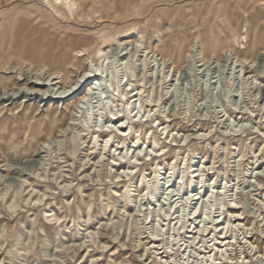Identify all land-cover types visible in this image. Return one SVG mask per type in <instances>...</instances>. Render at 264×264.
<instances>
[{
  "label": "rangeland",
  "instance_id": "1",
  "mask_svg": "<svg viewBox=\"0 0 264 264\" xmlns=\"http://www.w3.org/2000/svg\"><path fill=\"white\" fill-rule=\"evenodd\" d=\"M75 3L73 12L58 7L61 15L55 16L43 0H0V68L10 63L0 77L16 78L22 64L39 67L27 55L38 37L54 45L51 68L72 77L86 69L87 57L75 54L71 65L60 63L70 48L89 47L97 59L102 49L123 41L139 45L113 46L110 71L126 84L125 61L130 62L145 86L129 106L126 99L113 101V89L94 92L74 122L73 101L0 89V264H264L256 249L264 254V0ZM35 29L46 36L33 35ZM197 39L205 57L222 59L219 65L212 60L204 67L195 49L185 67ZM156 47L160 57L183 68L181 74L147 53ZM227 50L233 55L224 56ZM235 57L254 65L246 70ZM33 74L24 69L23 79L34 81ZM147 105L155 107L150 115ZM117 117L129 126L126 136L121 124L116 127ZM102 127L116 132L104 151L103 138L93 145L92 137ZM130 129L132 137H141L134 148ZM171 130L189 136L183 142L180 136L167 139ZM50 135L60 139L38 152ZM127 163L136 171L120 177ZM157 165L165 170H159L154 196L143 191L153 187ZM206 194L215 198L204 222ZM187 198L194 200L185 203ZM228 204L246 228L235 227L234 219L229 223ZM224 226H230L228 233L220 234ZM226 235L231 244L211 259L206 253L216 237Z\"/></svg>",
  "mask_w": 264,
  "mask_h": 264
},
{
  "label": "bare ground",
  "instance_id": "2",
  "mask_svg": "<svg viewBox=\"0 0 264 264\" xmlns=\"http://www.w3.org/2000/svg\"><path fill=\"white\" fill-rule=\"evenodd\" d=\"M43 1L48 6V8L54 13L55 16H60L61 15L59 10H57L58 7L67 10L68 13H69V12H73L74 8L76 6L75 0H43ZM66 16L67 15H65V17ZM35 30H37V31H34L33 35H35L36 32H39V31H40L39 32L40 34L45 35L44 33H42L41 30H39V29H35ZM22 39L23 40H22V43L19 44V48H20L21 53L23 54V53H25V48H24L25 42L24 41H26L27 38H26V36L25 37L22 36ZM133 44L139 45V42L130 43L129 44V42L127 43V42H123V41H116L115 44H113V45H111V46H109L107 48L102 49L100 51V55H99V57L97 59H94V58H92L90 56V54H91L90 50L91 49L89 47H83V48H81V50H78V49L73 48V47L70 48L71 49L70 53H63L62 59L60 60V63L65 62L67 65H71L72 62H73L75 54L77 56H80V57H84V56L87 57L86 58V69H84L83 71H79L75 76L72 77V76H66L61 71L53 70L51 68V49L54 48V45L51 44V40H48L46 42L44 40V37L42 39H40L39 37L35 38L34 41H32V44H31L33 49L30 52H28L27 55L28 56H29V54L31 55L30 57H28V59L34 60V61H37L38 63H40L39 67L38 68H33L32 66H28L26 64H22L21 66L17 67L18 69L16 71H17L18 76L16 78H14V76L12 78H2V77H0V89H4V90L5 89H10V91L14 92V93L17 90H20V89H28V90L32 91V93L33 92H42L46 96L50 93L49 94L50 96L48 97V99L56 100V101H59V102L64 101V100L65 101H73L74 105H73V111H72V117H71V121L73 120V122L76 119V115L79 114V110L82 108L81 104H83L85 102V100H87L89 95H95L94 92L99 91L101 89H113L112 92L109 90V92L111 93V98L113 99V101L115 100V98H119L117 100L118 102H123V100L126 99V103L129 106L130 103L132 102V100L134 98H137L141 94L142 89H144V86H145L144 85V81L137 79V76H136V73H135V66L130 64V62L126 63V61H125V64L128 65L130 72H128V71L126 72V75L124 77L127 78V81H126V84H123V80H122V78L121 79L119 78L117 72L115 70L110 71L109 65L112 64V63H110L109 60H111L110 52H111L113 46L117 45L119 47H129L130 45H133ZM190 46L191 47H190V49H189V51L187 53V56H186V65H185L186 68L188 67V65L193 60L195 49L199 50L200 58H201V61L203 62V66L204 67H208L209 63L212 60H214L216 64H218V65L220 64L222 59L218 60L215 56H213L212 58L209 59V58L204 56L205 54L203 55V53H202L203 51H201L202 49H200L199 40L196 41L193 45L191 44ZM160 49L161 48H159V47L154 48L152 51H149L147 49V53L152 54V58L153 59H157L158 57H160V54H159L160 53L159 51H161ZM45 50H47L46 53L44 52ZM223 54H224V56L233 55V52L230 51V50L229 51L227 50ZM57 58L58 57L55 56L53 58L52 62H54V63L58 62ZM221 58H223V57H221ZM159 59H160V61H161V63L163 65L169 64L171 66V69L173 68V70L177 74H181L183 68L181 69V68H178V67L172 65V63H170V60L164 59L162 57H160ZM235 61H236L235 63H238L240 67L242 66L246 70L249 69L248 63H250L251 65H254L253 61H249L248 59H245V58L239 59V58L235 57ZM106 64H107V68L105 69ZM143 66L146 67L147 63L145 62ZM6 67L9 68L10 67V63H6L5 65H3V67L0 68V73L1 74L7 73L5 71ZM24 69H26L28 73H31V74L34 73L33 74V75H35L34 81H29L27 79H23V77H24ZM45 73L47 74V79L46 80L43 79V75ZM10 74H12V73H10ZM247 74L248 73H245V76ZM4 79H7L6 83L2 82V80H4ZM128 87H130V89H132V90L131 91H126L125 89H129ZM82 89H84L83 92H82ZM133 89H136L137 93L134 96L131 97V94L134 92ZM54 91H56V92L54 93ZM115 92H118L117 95H119V96L115 95ZM51 95H53V96H51ZM136 102H137V100L134 99V103H136ZM143 106H144V104H143ZM146 108H147V110L145 111V113L149 112V115H150L154 111L155 107L149 109L150 106L147 105ZM136 117H137V115H136ZM142 118H145V115ZM112 120H114V118ZM115 121L117 123L116 127H117V125L121 124L118 127V130L120 129L122 135L126 136V133H127V130L129 129V126L128 125L124 126V123H123L124 120L121 119V118L117 117V119ZM153 121H152V123H153ZM147 122H149V121L147 120ZM71 123L67 127L66 130H60L59 133H62V132L64 133V131L66 132L69 128H71L70 126L74 125V124H71ZM160 125L162 126L163 130H167L169 128L164 123H161ZM130 130L131 131L129 133V136H131L130 139H132L133 148H134L141 141L140 140L141 137H139V136L138 137H132L133 130L132 129H130ZM114 134H116L115 130H113V129L105 130L104 127H102V129H100V130H95L94 133H93V136H92V137H94L93 145L97 144L99 142V140L101 138H103V141H101L102 144L104 145L103 151L106 150V148L108 147L109 143L111 142L112 137H113ZM180 134L181 133H179L178 131L171 130V132L167 133V139L172 137L175 141H177L178 136H180ZM196 134H197L196 137L198 138L199 136L201 137L202 133L199 132V133H196ZM104 135H107V136L104 137ZM188 136L189 135H184V136L181 135L180 136L181 137V141L183 142L184 140H186ZM57 139H60L59 136H57V137H55L53 135L52 136L51 135L48 136V138L45 141H43V142H41L39 144V146L37 148V151L41 152V150L45 146H47L50 143L51 140H57ZM126 141H127V139L124 140V142H126ZM74 144H76V147H77L78 144H77L76 141H74ZM140 150H141V148H140ZM150 155L151 154H146L145 157H148ZM176 165H177L176 162L174 164L169 163V168H170L169 171H171V172L173 171L174 172ZM155 167L156 168L154 170V181H155L154 185H153V187L145 188L144 191H143V192L147 191V194L153 193L154 196H155V194H157V191H158L157 183L159 181V175H161L159 170L162 169V166L161 165H157ZM134 170L136 171V168L131 166V163H127L126 167L123 168V171L121 173L122 176H120V177H123V178L129 177L132 173H134ZM162 170H165V169H162ZM166 174H168L167 171H166ZM180 184L181 183H179V185ZM199 190H203V189H199ZM196 191H198V190H196ZM44 195H46V193ZM141 196H144V195H141ZM121 197L123 198L125 204L128 206L129 197L127 196V192L124 191L121 194ZM213 198H215L213 194H211L210 196L207 195L204 198V200L202 201V208H203V215H204V220L203 221L204 222L208 221V219L210 218V214H211V211H212L213 206H214ZM40 199L41 198L38 197V199H36V201H40ZM190 200L193 201L194 198L193 199L187 198L185 203H188ZM26 201L28 202L29 200H26ZM198 202H200V201H198ZM231 204L230 205L228 204V209H229L228 213H229V217H230L229 223H231L233 221V219H234L233 223L235 224V227L246 228V225H244V220L245 219L242 217V215H240L239 211H237V208H235L234 206H231ZM91 207H92L91 204L87 205V209L88 210H90ZM52 213H53L52 217H54L57 222L61 221L62 218L60 216H58L57 213H55V211H52ZM184 220H185V215L183 214L182 215V223L183 224H184ZM220 227H221L220 224L217 223L216 224V229H219ZM229 227L230 226H227V227L224 226L222 228V232H220V234H223L226 229H227L226 232L228 233ZM246 230H249V229L247 228ZM201 232L204 233L205 229L203 228L201 230ZM210 234L211 233H209V235ZM218 240H222V241H220V243H219ZM230 240L231 239L228 238L227 235H226V237L224 239H220V238L216 237V240H215L213 246L210 248L211 250L210 249L208 250V248L206 249V250H208V252L206 254H208L209 257H211V259H212V254L214 255V257L217 256L219 253L223 254V252L225 251L224 249L227 248L231 244ZM213 241H211V242H213ZM153 242H151V243H153ZM224 242H226L225 245L223 247H221V246L219 247V244L222 245ZM154 243L157 244L158 242H154ZM31 248H29L28 250H30ZM256 249H257V253L259 254V256L261 258H264V254L261 253L259 248L257 247ZM162 254L165 255V254H167V252H162ZM90 258L91 259H95V256H90ZM97 263L101 264L100 262H97ZM207 263H209V259L207 260Z\"/></svg>",
  "mask_w": 264,
  "mask_h": 264
}]
</instances>
